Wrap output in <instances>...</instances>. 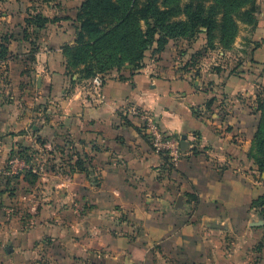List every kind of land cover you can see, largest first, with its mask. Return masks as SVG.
I'll return each mask as SVG.
<instances>
[{"label": "crops", "instance_id": "1", "mask_svg": "<svg viewBox=\"0 0 264 264\" xmlns=\"http://www.w3.org/2000/svg\"><path fill=\"white\" fill-rule=\"evenodd\" d=\"M78 2L39 28L29 18L46 16L45 4L0 0V264H252L234 246L251 240V204L264 193L248 155L253 116L233 97L246 77L211 68L210 80L225 74L216 99L218 83L206 90L204 75L192 77L190 45L174 65L171 40L140 69L103 75L98 97L62 52L76 39ZM257 4L244 76L264 64ZM146 111L183 137L175 166L139 132Z\"/></svg>", "mask_w": 264, "mask_h": 264}, {"label": "trees", "instance_id": "2", "mask_svg": "<svg viewBox=\"0 0 264 264\" xmlns=\"http://www.w3.org/2000/svg\"><path fill=\"white\" fill-rule=\"evenodd\" d=\"M256 11L255 0H84L76 19L75 42L62 46L66 68L82 78L122 68L136 71L151 44L156 43L159 52L168 38L191 37L199 31L204 32L207 45L214 43L216 31L218 42L229 44L237 36L239 22L255 26ZM29 20L39 28L49 21L39 13ZM258 109L261 116L248 155L264 170V105ZM83 162L78 158L77 167L81 169ZM259 197L264 199V193Z\"/></svg>", "mask_w": 264, "mask_h": 264}, {"label": "rangeland", "instance_id": "3", "mask_svg": "<svg viewBox=\"0 0 264 264\" xmlns=\"http://www.w3.org/2000/svg\"><path fill=\"white\" fill-rule=\"evenodd\" d=\"M38 1L39 3L42 2L43 4L46 5L44 9V13H46V16L44 17L47 19V21L49 20L48 22L52 23L54 21H57L56 18L60 17L58 15L64 14L63 10L65 9L64 8L66 5L65 2H67L68 0H38ZM69 1L71 2V4L72 3L74 4L78 0H69ZM83 1L84 0H79L78 2L79 5L77 6L75 12V20L77 19L79 7ZM49 3H53L52 8L48 6ZM255 3L258 11L259 4H257V0H255ZM256 13H255V17H256ZM140 23L144 27V23L143 22ZM256 24H257V19H256ZM78 25L79 24H77L75 27L77 28ZM255 26L247 25L239 22L237 24V32H236L237 36L234 42L232 43L230 42L229 44H223V45L218 42L219 39L218 37H220L218 31H216V38L214 39V43L211 45L206 44V38L203 31L195 32L194 36L191 37H183V38L177 37V38L167 39V43L172 40L171 41L172 47L174 46L176 47L173 49L174 51H177L176 58L174 59L175 61L174 65L179 68H183L185 66L182 63L184 62V59L187 56H184L183 51H187V48L190 45L191 47L190 50L193 52H190L189 57L186 59L188 60V64L191 67V70H193L192 77L198 76L202 78L204 75V80H200V82L202 83V87L206 90L207 88L210 87V84L218 83L216 84V89H219L216 99H223V97L226 96V93L223 92V89L221 87L223 84V78H225L224 77L225 74L221 75L222 81L219 80L218 82H216V80H210L211 76L210 74H208V72L211 68L212 70H219L221 72L222 71L221 66H226L227 67L226 70H229L231 67H233V70H231L230 72L233 74V76L237 77L236 81L239 78L246 77L247 79L246 83H241V85H239V83L235 84L236 92L233 94V97L237 99L236 101L237 113L244 114V110H245L247 113H250V115L252 114L253 122H254V132L256 130L258 120H260V116H261V112L258 109V107L261 104L264 105V64L263 66L257 67L255 70H252L251 74L247 76H244L242 74L245 72V70L242 69L243 67L241 64L243 63L244 59L252 61L253 51H254L252 42L250 41L245 42L244 37L250 35L254 30ZM166 44L164 45V48ZM164 48L158 52L156 51L158 49L156 43L151 44L146 50H144L143 58H142V66L144 64L143 62L146 56H150V55L157 56L158 54H160V52L164 50ZM238 50H241L242 54L234 56V54L237 53ZM217 51L225 52V55L218 56ZM212 59L214 61H212ZM252 63L254 64L255 62ZM244 86L247 87L246 90H244ZM208 99L206 102L210 101ZM244 102L246 104H244ZM250 153L253 154L255 152L252 150ZM252 160L255 170L259 174V178H261V180H264V170H259L257 164L254 162V158H252ZM251 211L253 215H252L251 223H249V225L252 231H254V233L251 236V240L247 243L246 246L247 250L246 247L243 249L238 248L240 244L237 243L236 238H235L234 246L237 247L236 253H238L239 255L241 254L242 258H244L246 255V257L252 264H257L259 253H261L264 250V199L262 197H259V200L258 199L254 200V204L251 207ZM258 229H261L260 233L255 232Z\"/></svg>", "mask_w": 264, "mask_h": 264}, {"label": "built area", "instance_id": "4", "mask_svg": "<svg viewBox=\"0 0 264 264\" xmlns=\"http://www.w3.org/2000/svg\"><path fill=\"white\" fill-rule=\"evenodd\" d=\"M102 75L97 73L90 80V87L98 97L102 98ZM138 130L150 145L151 149L166 157L170 166H175L184 156L183 140L180 135L164 131L155 113L146 111L141 113Z\"/></svg>", "mask_w": 264, "mask_h": 264}, {"label": "water", "instance_id": "5", "mask_svg": "<svg viewBox=\"0 0 264 264\" xmlns=\"http://www.w3.org/2000/svg\"><path fill=\"white\" fill-rule=\"evenodd\" d=\"M182 138V140H183V137H181Z\"/></svg>", "mask_w": 264, "mask_h": 264}]
</instances>
